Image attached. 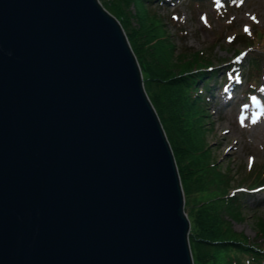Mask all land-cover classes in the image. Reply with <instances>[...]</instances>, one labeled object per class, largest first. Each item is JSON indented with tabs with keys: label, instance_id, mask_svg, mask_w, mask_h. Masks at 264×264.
<instances>
[{
	"label": "water",
	"instance_id": "water-1",
	"mask_svg": "<svg viewBox=\"0 0 264 264\" xmlns=\"http://www.w3.org/2000/svg\"><path fill=\"white\" fill-rule=\"evenodd\" d=\"M170 141L100 0H0V264H194Z\"/></svg>",
	"mask_w": 264,
	"mask_h": 264
},
{
	"label": "rangeland",
	"instance_id": "rangeland-1",
	"mask_svg": "<svg viewBox=\"0 0 264 264\" xmlns=\"http://www.w3.org/2000/svg\"><path fill=\"white\" fill-rule=\"evenodd\" d=\"M147 5L150 15H157L154 19L159 21L161 35L175 45L176 61L180 62L177 57L189 59L191 53L200 55L198 62L181 64L172 73L186 66L196 70L201 64H210L206 69L212 72L218 70L199 85L205 146L211 157L197 160L211 165L202 175L207 186L187 194L184 191L185 210L188 214L203 200L216 198L222 205L220 219L231 226V233L239 240L264 245V232L258 223L264 217V0H148ZM129 10V25L138 27L141 21L135 16L134 3ZM145 47L152 49L149 44ZM255 58L257 64L252 62ZM199 154L196 151L191 157ZM212 255L215 261L222 260V252Z\"/></svg>",
	"mask_w": 264,
	"mask_h": 264
},
{
	"label": "trees",
	"instance_id": "trees-1",
	"mask_svg": "<svg viewBox=\"0 0 264 264\" xmlns=\"http://www.w3.org/2000/svg\"><path fill=\"white\" fill-rule=\"evenodd\" d=\"M147 1L105 0L104 5L124 25L130 43L142 66L148 95L160 115L170 139L182 185L187 194V192L194 191L196 187L203 189V186H207L202 175L204 170H207L211 165L201 164V159L197 160L201 156L206 159L211 157L210 150L207 149L208 146H205L204 122H202L205 113L202 100L199 98L201 94L199 85L208 77L216 75L218 70L212 72L206 69L210 64H201V67L198 66L196 70H190L191 68L186 66L177 73H172L175 69H179L181 64L187 65L191 61L198 62L200 55L195 52L191 53L192 57L189 59L181 60V57H177V59L180 58V62L173 58L175 45L161 35L159 21H155L157 15L153 13L150 15ZM131 3L135 4V16L139 17L141 21L138 27L129 25L132 18V13L129 10ZM153 40L154 42L150 44ZM145 44L152 46V49L146 48ZM252 62L258 63L256 58L252 59ZM208 84L210 87L211 83ZM203 147L205 148L203 149ZM193 150L195 152H192ZM196 151H199L200 154L194 159L191 154H195ZM194 173H197L195 177ZM211 180L215 181L216 179L212 177ZM255 183L253 182L252 185ZM217 201L220 200L216 198L203 200L193 211H188L191 222L189 239L196 264H264V245L260 242H251L248 239L239 240L234 233H231V226L226 225L220 219L221 210L219 211V209L222 205ZM230 211L232 215L238 214L234 210ZM258 223L264 232V217L258 220ZM215 251L222 252L220 262L212 258V253Z\"/></svg>",
	"mask_w": 264,
	"mask_h": 264
},
{
	"label": "bare ground",
	"instance_id": "bare-ground-1",
	"mask_svg": "<svg viewBox=\"0 0 264 264\" xmlns=\"http://www.w3.org/2000/svg\"><path fill=\"white\" fill-rule=\"evenodd\" d=\"M227 77L229 78V77H231V76H229V74H228ZM224 83H225L224 85H227V84H228L226 81H225ZM233 147L236 148L235 145H234Z\"/></svg>",
	"mask_w": 264,
	"mask_h": 264
},
{
	"label": "snow or ice",
	"instance_id": "snow-or-ice-1",
	"mask_svg": "<svg viewBox=\"0 0 264 264\" xmlns=\"http://www.w3.org/2000/svg\"><path fill=\"white\" fill-rule=\"evenodd\" d=\"M253 19H255V17H253ZM245 31H248V29H247V28H245Z\"/></svg>",
	"mask_w": 264,
	"mask_h": 264
}]
</instances>
